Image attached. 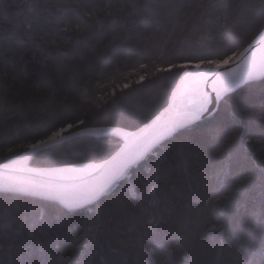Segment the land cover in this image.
Instances as JSON below:
<instances>
[{
	"label": "snow or ice",
	"instance_id": "6c2138e0",
	"mask_svg": "<svg viewBox=\"0 0 264 264\" xmlns=\"http://www.w3.org/2000/svg\"><path fill=\"white\" fill-rule=\"evenodd\" d=\"M257 81L264 0H0V264H264Z\"/></svg>",
	"mask_w": 264,
	"mask_h": 264
},
{
	"label": "trees",
	"instance_id": "16d2710c",
	"mask_svg": "<svg viewBox=\"0 0 264 264\" xmlns=\"http://www.w3.org/2000/svg\"><path fill=\"white\" fill-rule=\"evenodd\" d=\"M8 2L12 3L13 0H8ZM16 2L18 3L19 0H16ZM63 2L70 3L71 0H63ZM15 10H16L15 8L12 9V11ZM193 39H196V37H193ZM227 40H228L227 36L217 34L215 37V42L217 43L227 42ZM38 70H39V66L38 64L35 63H29L25 67V71L30 75L36 74ZM261 96H262L261 86L259 84V81H257L253 87L246 88L239 97L240 99L245 101L249 124L256 133H259L262 129V126H264V113L261 112V108H260ZM17 101L19 102V98H17ZM249 101L251 102L248 103ZM31 118L33 119V122H35V116H32ZM126 122H128V120L125 117H121L119 120V123H126ZM11 132L17 135L26 134L27 133L26 119H21L20 121H18L17 125H14L12 127ZM256 138L258 139V136ZM141 195L147 196V193H141ZM253 195H254V199L258 204L259 196H260L259 190H257ZM209 227H210V223L206 221L203 225H201L199 228L196 229L198 234L200 232L204 233L203 237H200L198 235V239L203 240L202 245H200V251L198 253V257L202 262H204V264H212V261L215 258V251H216V248L214 247V241L207 235V230Z\"/></svg>",
	"mask_w": 264,
	"mask_h": 264
}]
</instances>
